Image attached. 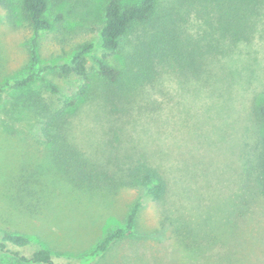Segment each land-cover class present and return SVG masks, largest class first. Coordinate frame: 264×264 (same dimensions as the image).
<instances>
[{
	"label": "rangeland",
	"instance_id": "rangeland-1",
	"mask_svg": "<svg viewBox=\"0 0 264 264\" xmlns=\"http://www.w3.org/2000/svg\"><path fill=\"white\" fill-rule=\"evenodd\" d=\"M103 1L49 0V19L59 11L65 18L39 38L40 65L65 58L79 41H98L89 28ZM10 2L16 14L0 7V84L21 77L30 65L32 31L19 14V0ZM216 59L191 81L164 74L139 102L113 110L95 98L71 116V140L96 162L114 169L126 151H143L172 183L194 189L193 208L188 200L178 206L174 199L156 204L144 197L137 236L115 244L94 264H264V130L253 114L264 101V17L250 40ZM7 106L0 104V231L24 234L61 258L90 252L107 230L123 223L141 191L72 187L28 133L26 118L14 119ZM213 199L222 213L209 229H194V248L180 244L172 228L156 233L162 210L194 223L209 215ZM238 204L245 214H238ZM0 264L25 263L0 252Z\"/></svg>",
	"mask_w": 264,
	"mask_h": 264
},
{
	"label": "trees",
	"instance_id": "trees-1",
	"mask_svg": "<svg viewBox=\"0 0 264 264\" xmlns=\"http://www.w3.org/2000/svg\"><path fill=\"white\" fill-rule=\"evenodd\" d=\"M0 7L10 16L15 13L10 0H0ZM18 7L32 31L30 65L21 77L0 84V104L9 105L6 113L14 111V119L26 118L28 133L72 187L115 193L132 186L142 195L129 206L123 223L107 230L90 252L61 258L28 236L8 231H0V252L25 264H71V260L92 264L115 244L137 236L144 197L156 204L174 199L178 206L188 200L193 208L194 189L172 183L143 151H126L117 157L121 164L112 165L114 169L96 162L71 140V116L95 98L100 106L110 105L113 110L139 102L164 74L184 81L199 78L218 56L251 39L264 17V0H104L99 19L89 28L98 41H79L65 58L47 65H40L39 38L61 25L65 16L59 11L50 20L49 0H19ZM47 74L62 79L66 87ZM253 114L264 130V101L256 104ZM189 168L194 179V161ZM259 192L264 198V184ZM183 196L186 199L181 201ZM216 202L208 205L207 217L194 223L182 213L162 210L156 233L172 228L180 244L194 248V229L210 227L216 214L222 213L213 208ZM243 205L238 204L239 215L247 211Z\"/></svg>",
	"mask_w": 264,
	"mask_h": 264
}]
</instances>
